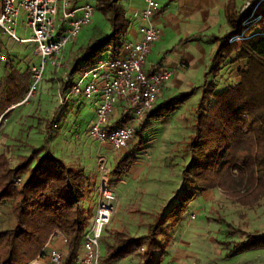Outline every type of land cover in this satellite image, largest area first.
Listing matches in <instances>:
<instances>
[{"label":"trees","instance_id":"obj_1","mask_svg":"<svg viewBox=\"0 0 264 264\" xmlns=\"http://www.w3.org/2000/svg\"><path fill=\"white\" fill-rule=\"evenodd\" d=\"M95 6L108 21L110 31L104 34L98 28L93 30L89 41L74 55L71 75L107 51L111 57L118 56L126 41L129 20L121 0H95ZM246 11H241L235 0L227 1L225 17L229 30L222 36H213L216 48L204 73V83L156 103L134 129L141 146L151 121H166L200 89L193 132L185 145L189 160L182 170L183 186L175 193L176 203L158 214L145 235L131 238L123 230L108 233L100 264H112L129 256L137 257L139 264H161L167 243L159 237L167 238V225L179 221L181 212L205 190L221 189L242 206L251 207L264 200V19L262 16L243 25L250 14ZM241 32V39L229 41ZM234 62L238 63V81L218 90L217 82L208 77H217L225 63ZM30 84L28 67L20 71L11 61L6 63L0 79L2 121L11 112L5 111L24 99ZM128 121L126 114L119 122ZM48 139L47 134L44 145L30 146L27 155L0 152V264H29L56 233L65 235L64 264H74L77 259L92 216L91 209L82 204L88 177L82 168L70 167L55 156L48 148ZM133 163L134 157L129 153L112 173L120 177ZM227 228L228 234L244 236L232 243V252L264 248V233L240 231L230 224ZM222 244L231 246L230 242Z\"/></svg>","mask_w":264,"mask_h":264},{"label":"rangeland","instance_id":"obj_2","mask_svg":"<svg viewBox=\"0 0 264 264\" xmlns=\"http://www.w3.org/2000/svg\"><path fill=\"white\" fill-rule=\"evenodd\" d=\"M132 1L135 2L136 0ZM245 1L236 0V4L239 8H242ZM70 2L72 7L83 5L86 2L95 4V0H78L77 3L70 0ZM246 12L250 13L248 10ZM261 13L262 9L257 11L256 16ZM131 15L133 17V14ZM61 16L60 12L58 20ZM22 19L23 17L20 14L17 18V35L21 38L29 37V31H25L21 23ZM95 28H98L104 34H108L110 31L108 21L96 6L91 23L84 26L77 35V44H81L88 37H91ZM74 39L65 44L64 50L58 56H54L51 61H48L38 91L28 101H24L22 105L14 109L15 114H13V117H9L7 121H2L0 118V152H10L11 145H8L6 140L10 139V135H20L24 131L28 132L30 137L28 142L40 144V131L42 128L48 124L53 126L57 122L54 120L53 113L68 111L67 106L60 104V99L66 92L67 82L65 76L71 72L74 53L81 46H78L74 51ZM154 44L156 46L155 50H159L160 44L163 45L165 42L160 37ZM1 46L2 52L6 56L5 63L11 61L19 70L28 67V61L31 60L33 53L31 43H19L8 36H3ZM175 46L167 45L164 52H171ZM155 56L154 54L151 55L149 60H155ZM227 64L229 63H225V65ZM2 71L3 67H0V76ZM233 71L234 69H231L215 78L210 75L208 79L216 81L217 89L221 90L238 81L236 75L232 74ZM79 76L78 72L75 73L74 80L78 81ZM196 92L200 94L201 91L198 89ZM172 95H174L172 90H164L157 99V103ZM69 99L70 105H72L71 110L65 117L62 115L59 120L60 128L58 129V131H61L62 136H66L61 139L63 141L60 140L55 145L53 143L52 147H50L51 141L48 139L47 145L49 149L51 148L56 153L62 152V149L66 151L68 146H73L72 149L76 150L79 155L81 153L91 155L99 149V152L95 154L96 159L89 156L80 157L83 160H91L92 162H90L91 164L85 163L82 167L85 170L84 172H87L86 176L89 177L88 190L85 192L83 204L91 209L92 216L94 208L101 201V190L106 187L115 193L113 213L100 240V251L103 250V256L105 252L104 238L108 237V233H112L114 230H123L131 238L145 235L149 225L156 221L158 214L163 209H168L171 203H176L174 200L175 193L183 186L182 170L189 160L185 145L193 132L194 110L198 96L197 98L196 96L190 98L186 104L181 106L180 110H177L178 112L175 113L176 116L171 126L161 120L160 123H165L164 126L162 125L163 130L157 132L154 129L152 132L150 131L147 139L145 138V143H147L143 144L145 146H139L136 136L133 135L122 157L112 158L111 162L104 160L100 155V153L105 154L110 159L106 149L104 147L99 148L98 142L94 143L88 134V124L85 118L87 111L94 107V103L84 95L69 94ZM75 101L80 105L79 111L74 108ZM79 118L84 119V121L80 122ZM68 120L71 122H68ZM127 123H130V119ZM115 124L121 125L122 123L117 122ZM67 128L69 132L64 133ZM150 141L152 146L149 145ZM35 147H38V145H35ZM9 152L8 156H11ZM129 153H132L134 162L137 161L136 156H139L141 170L138 168L132 169L131 166L127 172L128 174L126 173L127 175L114 176L112 173L113 168L117 166L119 160L129 155ZM60 158L62 159V157ZM10 165H14L12 160ZM74 168H81V166L78 163ZM179 217V221L173 220L165 228L167 238L159 237L167 243V254L161 264H264V248L232 252V243L244 238V236L241 233L228 234L227 228V224H230L234 229L240 231H254L263 234L264 200L251 207L242 206L226 196L221 189L214 188L197 195L187 208L181 212ZM91 218L89 221H91ZM54 236L55 238H50L51 242L48 241V244L50 243L48 246L61 249L65 247L64 237L59 233ZM224 242H230L231 246L225 247L222 244ZM112 264H139V260L137 257L129 256Z\"/></svg>","mask_w":264,"mask_h":264},{"label":"built area","instance_id":"obj_3","mask_svg":"<svg viewBox=\"0 0 264 264\" xmlns=\"http://www.w3.org/2000/svg\"><path fill=\"white\" fill-rule=\"evenodd\" d=\"M144 3L142 9L134 11V16L143 21L138 27V37L136 40L125 41L124 54L121 52L116 57L98 58L79 72L78 81L72 78L71 73L65 76L70 86L67 94L60 99L63 104L69 94L89 97L100 91V100L95 117L88 127V134L92 139L110 143L117 150L128 148L135 125L144 120L172 77V70L167 65L161 64L154 68L147 65L151 47L160 35V30L149 21L161 6L157 0H144ZM94 9L95 4L90 2L72 7L70 0H0V44L1 38L8 36L19 43L33 45L28 64L31 84L23 101H28L38 91L48 61L58 56L65 44L91 23ZM260 9L262 13L256 16ZM243 10L250 11L243 25L258 20L264 15V0H246L241 8ZM60 12L62 16L58 20ZM20 14L23 17L21 23L25 31H29V37L21 38L17 35V18ZM242 35L243 32L237 33L229 41L239 40ZM4 62L6 56L0 47V64ZM119 99L124 101L131 112V123H111L114 106ZM54 126L57 127L56 124ZM114 201L115 193L103 188L101 201L84 232L74 264H100V240L111 219ZM60 235L65 236L63 233ZM66 253L65 248L47 246L29 264H64Z\"/></svg>","mask_w":264,"mask_h":264},{"label":"crops","instance_id":"obj_4","mask_svg":"<svg viewBox=\"0 0 264 264\" xmlns=\"http://www.w3.org/2000/svg\"><path fill=\"white\" fill-rule=\"evenodd\" d=\"M157 1L160 3L161 7L155 13V15L150 19L149 23L153 24L160 30V35L157 40H159L160 37H162L164 39L165 44L163 45L160 44L159 50H155L156 46L154 43L157 42V40L153 43L150 53L147 57V65L150 66L151 68H154L155 66L161 64L167 65L172 70V77L166 83L164 90L167 91L172 90L174 95L178 93H184L190 91V89L193 87L201 86V84L204 82V73L207 70L208 65L210 63V57L216 48V42L213 39V36H222L229 30V26L225 17V6L228 0H157ZM121 3L123 4L126 10V17L129 20V26L126 33V41L136 40L138 37V27L140 26V24L143 23V21L140 18L134 16V11L143 8L145 6L144 0H136L135 2H133L132 0H121ZM237 7L239 8V6ZM131 14H133V17ZM89 38L90 37H88V39L81 44H77V40L75 38L74 51L78 46L85 45L89 41ZM167 45H171V46L176 45V46L171 52H164ZM0 47L2 49L1 44ZM121 52L124 54L123 48ZM153 54L156 55L155 56L156 59L149 60V58ZM107 56H111L109 51L105 52V54L103 53L101 57H107ZM5 65H6L5 62L0 64V67H3V71L0 76V79L4 75ZM231 69H234L232 74H235L236 78H238L237 62L223 66L222 69L220 70V75L226 73L227 71H230ZM74 75L75 74H72V78ZM101 86L102 84L100 85V87ZM68 88H66L65 90L66 92L63 95L67 94ZM194 95L196 96V98L197 96L198 97L200 96V94L199 93L197 94V92L194 93ZM194 95L192 97H195ZM87 98H89L88 100L94 103V107L91 108L89 111H87V115L85 118V121L89 127V125L91 124V122L95 117V110L100 100V91ZM23 100L17 104L12 105L5 111V113L11 111L9 116H7L4 119L5 121H7L9 117L11 116L13 117V114H15L14 109L17 106L22 105L24 103ZM69 100L70 99L68 97L67 101L65 100V103L63 104L60 103L62 106H67L68 109L67 112L57 111V113L56 112L53 113L54 120L57 121L53 124L52 126L53 128L52 127L50 128L49 126L46 125L40 131V135H41L40 144H33L30 141L28 142V139H30V137L28 135V132L26 131H24L23 134L20 135H10L11 136L10 139L6 140V143L8 145H11L9 154L11 156L29 154L31 151L30 146H35V145H38V147L41 146L44 143L47 134L49 135V141H51L50 147H52L53 143L54 145L55 143H59V141L63 139V136H66V135L62 136L60 134L61 131L60 130L58 131V129L60 128L59 120L62 118V115L63 117H65L67 113L71 110L72 105H70ZM79 106L80 105L77 103V101H75L74 108L77 111H79L80 109ZM181 106L182 105L178 106L174 111V113L170 116V118H168L166 121L163 122L171 126L176 116L175 113L178 112L177 110H180ZM126 114H128L131 123L132 122L131 112H129L122 99L117 100L114 106V112L111 118V123L115 124L119 122L120 119ZM79 121L82 122L84 121V119L79 118ZM160 121L161 120L151 121L150 127L144 132L143 135L144 144H147L145 143L146 142L145 138L147 139V136L150 131L152 132L155 129V131L158 132L159 130L162 129V125L165 123H160ZM68 122L71 121L68 120ZM55 124L57 125V127L54 126ZM139 124L140 123L136 124L135 128ZM159 125H161V127H159ZM65 132L66 133L69 132L68 128L67 130L64 131V133ZM92 141L94 143L98 142L99 148L104 147L106 149V151L110 155V159H108V157H106L105 154L100 153V155L103 157L104 160L108 162H111L112 158H117L119 156L122 157V155L126 150V149H119V150L114 149L111 146V144L108 142H101L98 140L95 141L93 139ZM150 143L151 141L149 142V145ZM72 148L74 147L68 146V149L67 150L65 149L66 151L62 149V152L60 153L54 152L51 148L50 150L55 156H58L59 158L62 157L63 161L68 166L73 168L78 163L80 164L81 168L85 163L91 164L92 163L91 160H83L81 157L84 158L89 156L93 159H96L95 154H97L96 152H99L98 149L91 155H86L84 153H81V155H79L78 152ZM136 157H137V161L134 162V165H132L131 168L132 169L138 168L139 170H141L142 167H140L141 163L139 162L140 158L138 155ZM85 174L87 175V172H85ZM83 206L87 208L86 204H83ZM95 208L93 210V213L95 211ZM53 238H55V236H53ZM49 244L47 242L46 247ZM100 254L102 256L103 250L100 251Z\"/></svg>","mask_w":264,"mask_h":264}]
</instances>
